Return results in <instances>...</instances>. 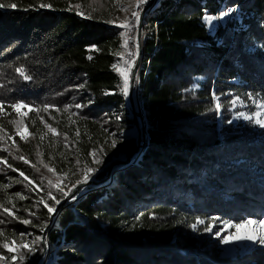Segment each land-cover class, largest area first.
<instances>
[{
	"label": "trees",
	"instance_id": "obj_1",
	"mask_svg": "<svg viewBox=\"0 0 264 264\" xmlns=\"http://www.w3.org/2000/svg\"><path fill=\"white\" fill-rule=\"evenodd\" d=\"M87 1L6 0L17 8L0 9V135L12 149L0 151V159L18 169L0 164V185H12L0 188V203L19 218L0 209V255L6 257L0 264H33L42 252L39 242L34 253L21 249L24 261L17 254L13 262L3 244L24 232L32 240L42 236L50 214L39 201L54 206L49 191L61 200L56 185L72 191L86 168L94 169L87 182L101 181L114 157L135 149L134 140L123 141L119 151L111 147L131 124L121 75L112 67L123 63L122 40L118 29L67 10L79 4L85 13ZM230 8L237 10L223 17L225 27L211 31L203 17ZM147 26L137 74L146 111L140 160L121 167L115 185L88 187L60 213L59 228L48 236L58 254L51 264H264V248L221 258L191 227L197 218L264 215V132L230 124L226 113L229 95L264 99V0H158ZM18 67L32 79L24 80ZM212 92L225 114L220 132ZM15 102L30 106L21 108L28 110L26 141L9 123L17 120ZM20 155L29 163L15 158ZM16 193L27 197L8 203Z\"/></svg>",
	"mask_w": 264,
	"mask_h": 264
},
{
	"label": "rangeland",
	"instance_id": "obj_2",
	"mask_svg": "<svg viewBox=\"0 0 264 264\" xmlns=\"http://www.w3.org/2000/svg\"><path fill=\"white\" fill-rule=\"evenodd\" d=\"M131 2H132V0H101L100 3L95 4V5H92L93 7H96L97 8V11L92 13V18H94V19H96V20L104 23L105 25H107L109 27L118 29L120 31V33L121 32H124L125 29L118 27L117 24H108V23H105L104 21L107 20V19H116V18H119L120 20H123L125 16H127L131 20L132 19V17H131V11H132V9L131 8H129V10L127 12H125V11H121L120 8L116 7L117 4H119L120 7H128ZM150 2H151V0H148V3H146L144 5H141L140 8L136 9L137 11L140 12V17H141V14H142L143 10L145 9V7ZM90 4H91V0H88L86 2V9H85V14L86 15L91 10L90 7H89ZM151 12H149L148 15L145 17L144 22H143L142 27H141V34H142L143 38L145 37V35H147V32H148L147 17H149V15L151 14ZM219 16H220V14H219ZM219 16L216 15L215 17H219ZM230 16H231V14L229 16H226V18H228ZM223 19L224 18L215 19V20H213L211 22V24L207 23L209 29L211 31H214V29H215L216 26H218L219 28L220 27L221 28L222 27H225ZM215 23H217V25ZM137 29H138V24H136L134 27H132L131 30L128 32V35H129L130 38H129L128 45H127L126 48L123 47V43H124L123 37H121V35L119 34L120 35V38L122 40V48H123L122 58H124V60H123V63L121 62V65L118 68L121 71L127 70L129 84H130V81L132 79V69H133V67L136 64V61H133V62H125V57L129 53V49H128L129 48L128 47L129 44L132 42V40H135L136 33H137ZM135 56H136V53H135ZM142 61H143V58H142ZM119 74H120V72H119ZM120 77L122 79V87H123V77L122 76H120ZM138 80H139V77H138V75H136L134 82H135V85H136L137 94L134 93V96H135L136 105L137 106L138 105L141 106V100L142 99H141V96H140V93H141L140 90H139L140 87L137 86ZM214 95H215V97H218L219 99L218 100L214 99L213 98ZM126 96L127 95H125V97ZM211 97H212V103L214 104V107H215V105L217 103H219L220 106H221L219 110H216V108H215V110H216V124H217V129L220 132V126H221V124L223 122V116L225 114L223 115V112H222V105H221L220 97L219 96H216L215 92H212ZM228 97H229V99L227 98L228 99V102H227L228 107L226 108L228 110V112H226V113H227V116H229L230 119H231V123L230 124H233V123H235V124L240 123L241 124V122H242V124L243 123H245V124H252L253 126H255V128L259 132H264V128H261L259 125H257V124L254 123V120L257 119V118L264 119V108H257L256 107V104L253 102L254 99H251L250 101H244L243 100V104H241L239 101H237L236 104H235V106H233L232 103H231V101L235 100L236 98H232V95H229ZM213 99H214V101H213ZM240 101H242V100H240ZM259 101H261V100H257V102H259ZM227 110H225V111H227ZM25 111H26L25 113L28 112V110H25ZM20 112H22L21 109H20ZM239 112H243L246 115H250V116L253 113L259 112L260 113V116L259 117H255L254 116L252 120H246V119H244L242 117L239 118V119H234L233 118L234 115L236 113H239ZM15 115H16L17 120H20L21 119V116L18 115L17 112H16ZM25 116H23L22 119L25 118ZM128 118H130V114L128 115ZM131 126H132V124L129 125V127H131ZM126 130L127 129H125L124 131H122L120 133L119 137L116 140V142H117L116 143V147L113 148L114 150L119 151L120 148H121L120 146H121L122 142L129 140V138L125 137V135H124V133H125ZM22 131H24V134L27 136V130L25 129L24 126L22 127ZM0 142H1L0 143V151L3 150V151H5V152H7V153L10 154L12 149L10 148V145L8 143H6V142H10V141H8L7 139H5V140L4 139H0ZM53 148L58 152V154L60 156H62V158L65 159V161H67V156L64 154V152H62V150L58 149L55 146H53ZM140 157H141V154H140V156L138 158H135V159L133 158L131 160V163H138V161L140 160ZM125 158H126V154L123 153V152H121L114 159L115 160H124ZM0 160H2V159H0ZM0 164L4 165L5 168H9L5 163H0ZM119 171L120 172L123 171V169L121 168V166H115L112 169L111 173L109 175L107 174L106 177L108 179L105 182H103V184H101V185H99L97 187L110 188L112 185H115V183H116V176H117V173ZM17 174H19V173L17 172ZM20 177H22V176H20ZM41 180H43L42 177H41ZM25 181L29 183L30 180H25ZM89 181L91 182L93 180H89ZM8 185L9 186H12L10 184H8ZM30 185L35 190H37L40 193H42V191L40 190V188L38 186H36L33 182ZM59 187L63 188L64 189V192L70 193V191L67 192L66 188H64L62 186H59ZM88 187H90V186H88ZM88 187L80 188L76 192L75 199L72 198V199H70L67 202L68 206L71 205L77 199L78 196H82L85 193H87V191H88L87 188ZM59 193H61V192L59 191ZM22 195L25 198L27 197L24 194H22ZM9 197L12 198V200H11L12 203L13 202H16L17 200H21L16 195H9ZM63 198H64V196H63ZM24 199H22V200H24ZM53 203H54V201H53ZM54 205H55V203H54ZM213 218H215V220ZM213 218L212 219L209 218L208 220H205L203 224H198L196 230H193V232H194L193 235L195 236V238L198 239L199 241H201L204 244V246H206V248H209V251H211L213 254H218L221 258H230V260H233L234 258L242 257V256H245V255H248V254L254 252L255 250L264 248V245H260L259 243H254V242L248 241V240H235V239H233L232 238V235L235 234L237 232V230L235 228H227L226 229L224 227V224H223V221H225V220L231 221L233 224L241 223L245 219L261 220V219H264V215H259V214L255 213L252 216H245V217H243V219L237 220V221H234V220L230 219V217H228V216L227 217L219 216V218H216V217H213ZM209 225H214V226L212 227L211 231H205L204 229L206 227H208ZM253 227H255V226L253 225V226H249L248 228H241L239 230V232H240V234H243L246 231H251ZM217 232L220 233L219 236L216 235ZM25 234H28V233H25ZM224 237H229L230 242L227 243V244L223 243L222 240H223ZM12 240H15L16 245L18 246L21 243H30L32 241V237H30V235H25L23 237H21V235H18L16 239H11V240H8V241H5V242H8L10 244V246H11V241ZM40 244H41V242H40ZM41 247H42V245H41ZM21 249L22 248L16 247L14 251H11L10 252V251H8V249H6V251H8L9 253L17 256V254L19 255L20 252L22 251ZM47 255L48 256H46V257L44 256V257L41 258V264H51V262L53 260L52 257L55 258V256H57L58 254H57L56 250L53 249Z\"/></svg>",
	"mask_w": 264,
	"mask_h": 264
},
{
	"label": "snow or ice",
	"instance_id": "obj_3",
	"mask_svg": "<svg viewBox=\"0 0 264 264\" xmlns=\"http://www.w3.org/2000/svg\"><path fill=\"white\" fill-rule=\"evenodd\" d=\"M101 0H91V4L89 5L90 7V11L87 13V18H92V13L93 12H96L97 11V8L96 7H93L92 5H95V4H98L100 3ZM148 3V0H132V2L129 4L128 7H120L119 4L116 5V7L120 8L121 11H125L127 12L129 10V8L132 9L131 11V17L132 19L130 20L127 16L124 17L123 20H120L119 18H116V19H107L105 20L104 22L105 23H108V24H117L118 27L120 28H123L125 29L124 32H121L120 35L121 37H123V47H127L128 45V41H129V35H128V32L131 30L132 27H134L136 24L139 23V20H140V12L137 11L136 9L140 8L141 5H144ZM52 5L50 4H44V3H41L39 5V7L41 8H50ZM3 8H11V9H16L17 8V4L16 3H11V2H6V0H0V9H3ZM76 10L77 11V14L78 15H85V13L82 11L81 9V5L77 4L75 6H69L67 10L69 11H72V10ZM237 9L236 8H230L228 9L227 11H223L221 12L220 16L219 17H214V16H210V15H205L203 17V19L211 24V22L215 19H220V18H223V17H226V16H229L230 13L232 12H235ZM117 55H119V53H117ZM91 58V57H89ZM112 67L114 69H116L117 71L120 72V75L123 77V87H122V92L124 93V95H127L128 93V87H129V79H128V72L127 70H124V71H121L117 65H112ZM15 71L24 79V80H31L32 77L28 74H26V70L25 68L23 67H18L15 69ZM84 85H79V87H83ZM107 94V93H106ZM214 99L218 100L219 98L218 97H213ZM248 98L249 99H253V96L251 93L248 94ZM239 101L241 104H243V101H240V98L239 97H236L235 100L231 101L232 105L235 106L236 102ZM255 104H256V107L257 108H264V99H262L261 101L257 102V101H253ZM11 109L15 112L18 113V115L21 116V119L20 120H11L9 121V123L13 124L16 126V134L20 136V139L21 140H27V136L24 134V131H22V127H23V119L22 117L27 115V113H22L20 112V109L21 108H29L30 106L27 105V104H24L22 102H15V103H12L10 105ZM49 107H51L50 105H45L44 108H43V111L47 112ZM68 107L70 106H66L64 111H68ZM76 108H80L82 107V105H75ZM220 104L217 103L215 105V108L216 110H219L220 109ZM37 111H39L37 109ZM0 114H5V105L3 103V101H0ZM74 115V113H73ZM259 117L260 116V113L259 112H256V113H253L251 116L250 115H246L245 113L243 112H239V113H236L234 115V119H239V118H244L246 120H252L253 117ZM41 120H43V118H41ZM229 123H231V121H229ZM254 123L259 125L261 128H264V119H260V118H257L254 120ZM45 127L48 128V130L52 133H56V129L51 127L50 125H47L45 124ZM4 129L3 127H0V133H3ZM77 135H79V132H77ZM0 139H4V136L3 135H0ZM41 139H43V137H41ZM116 140H113L112 141V144H111V147H116ZM39 155V153H38ZM93 157H95V151H93L92 153ZM16 159H19V160H23L24 163H29V161L27 159H25V157L23 155H20V156H17L15 157ZM94 163H100L99 160H96L94 159L93 161ZM0 163H5L7 164V160L6 159H2L0 160ZM41 163H43V161H41ZM9 168H12V165H7ZM33 168L36 169V171H39V168H36V165H32ZM43 167L46 168L49 172H54L55 169L50 167L48 164H43ZM13 171H18V169H15V168H12ZM94 169L92 168H86L84 170V179L83 181H77L76 183H74L72 185L73 188L76 187V184L78 183H81V182H87V179H88V176H89V173L93 172ZM19 175L22 176L24 178V180H29V178L27 176H25L24 172L23 171H20L19 172ZM17 183H20L21 181H16ZM32 182L29 181V184H31ZM48 183L50 185L53 184V181L51 179L48 180ZM9 187L8 184H5V185H0V188H3V189H7ZM27 187V185H26ZM57 187V190L60 191L64 197H67L68 193L64 192V189L59 187L58 185H56ZM48 197H50L54 203L56 205L60 204V200L57 199L53 193L51 191H49L47 193ZM16 196L19 197V199H24L25 197L21 194V193H16ZM73 199H75V196L72 197ZM11 200L12 198L11 197H8V203H11ZM39 203H43L44 204V207L47 208L49 214H52L56 211V208L52 205H49L47 202L44 201L43 197L41 198V200L39 201ZM12 207L14 208L15 205L13 204ZM0 209H3V212L6 213L7 215L9 216H12L14 219H19L18 217L15 216V214L12 212L11 208L9 207H6L4 203H0ZM32 215H35V213H32ZM215 220V218H213ZM22 223L24 224H29L31 223V221L25 219V220H22L21 221ZM5 223L4 220H0V224H3ZM204 223V220L202 219H199L197 218V223L195 224H192L191 227L193 228V230H196L197 228V224H203ZM223 224H224V227L227 229V228H235L237 230V232L235 234L232 235V238L235 239V240H248V241H252L254 243H259L260 245H264V219H261V220H252V219H245L243 220L241 223H236V224H233L231 221H228V220H225L223 221ZM255 226L252 228L251 231H246L245 233L243 234H240L239 230L241 228H248L249 226ZM214 225H209L208 227H206L204 230L205 231H211L212 227ZM41 232L44 231V228L42 227L41 229ZM4 233H3V230H0V236H3ZM21 237L25 236V235H30V234H25V233H21L20 234ZM217 236L220 235L219 232L216 233ZM45 240V238L43 236H37L35 237L34 240H32L30 243H21L20 245H16V242L15 240H12L11 241V246L8 242H5L3 244V247L8 249V251H14L16 247H19V248H22V249H25L27 251V253H34L36 251V248L34 247L35 245H37L39 242ZM223 243L227 244L230 242L229 240V237H224L223 240H222ZM6 259L5 256L3 255H0V261H4ZM25 259V254L22 253L19 255V260L22 262L24 261ZM11 260L12 261H16L17 260V256L16 255H13L11 257Z\"/></svg>",
	"mask_w": 264,
	"mask_h": 264
},
{
	"label": "water",
	"instance_id": "obj_4",
	"mask_svg": "<svg viewBox=\"0 0 264 264\" xmlns=\"http://www.w3.org/2000/svg\"><path fill=\"white\" fill-rule=\"evenodd\" d=\"M158 0H151V2L145 7V9L143 10L139 23H138V29H137V33H136V37H135V41L138 45V51H137V60H136V64L134 66V68L132 69V79L131 82L129 84L128 87V93L126 96V109L128 111V113L130 114V120H131V124L132 126L135 127L136 131H137V137H131L129 138V140H134L135 142V149L132 152H128L125 153L126 154V158L124 160H115L109 165L108 168V175L111 173L112 169L115 166H127L131 163V160L134 158H138L141 154V151L143 150V148L145 147V131H144V121H145V117H146V111L144 109V105H143V99L141 96V124L142 127H139V119L137 114L132 113L134 108H135V97H134V93H133V88H134V80H135V74L138 73L140 66L142 64V58H143V53H144V48H143V36L141 34V27L142 24L144 22L145 17L148 15L149 12H151ZM124 153V152H123ZM117 157V156H116ZM115 158V157H114ZM108 178L106 177L105 179L101 180V181H89L86 183H81L78 186H76L72 191H70V193H68L67 197H64L62 200H60V204L58 205H54V207L56 208V211L52 214H50L49 216V221L48 223L45 225L44 227V231L42 232V236L45 238V240L41 241V245H42V252L41 254L36 257L35 261L33 262V264H40L41 262V258L42 257H46L48 256L47 254L50 253V251L53 249L51 248V244L48 240V236L51 233V231L53 229H58L59 227L57 226V219L60 215V213L62 212L63 209H65L68 204L67 202L72 199L73 196L76 195V192L83 187H88V186H94L97 187L101 184H103V182H105ZM184 253H188L187 249H183L181 250ZM46 254V255H45Z\"/></svg>",
	"mask_w": 264,
	"mask_h": 264
},
{
	"label": "bare ground",
	"instance_id": "obj_5",
	"mask_svg": "<svg viewBox=\"0 0 264 264\" xmlns=\"http://www.w3.org/2000/svg\"><path fill=\"white\" fill-rule=\"evenodd\" d=\"M137 47H138V45H137ZM144 54V53H143ZM127 58H126V60H125V62H127V59H128V54H127V56H126ZM136 59H137V57H136ZM138 74V73H137ZM137 74H135V76L137 75ZM134 76V77H135ZM135 81V80H134ZM131 82V81H130ZM139 80H138V83H137V86H139ZM139 90H140V88H139ZM136 91V85H135V82H134V88H133V93H136L137 94V91ZM141 91V90H140ZM134 95V94H133ZM140 95H141V93H140ZM135 97V96H134ZM213 101H214V99H213ZM132 113H135V114H137V116H138V119H139V127L141 128L142 127V124H141V122H142V120H141V106H137L136 104H135V108H134V110H133V112H131V114ZM124 135H125V137H127V138H131V137H137V131H136V129H135V127L134 126H131V127H129V128H127V130L125 131V133H124ZM57 226H58V223H57ZM59 227V226H58ZM51 248H53L54 250H56L55 249V247L53 246V245H51ZM52 249V250H53ZM40 264H41V262H40Z\"/></svg>",
	"mask_w": 264,
	"mask_h": 264
},
{
	"label": "built area",
	"instance_id": "obj_6",
	"mask_svg": "<svg viewBox=\"0 0 264 264\" xmlns=\"http://www.w3.org/2000/svg\"><path fill=\"white\" fill-rule=\"evenodd\" d=\"M137 51H138V47H137V43L134 40L131 44H130V49H129V53H128V59L127 62H133L136 61V57H137ZM136 53V56H135ZM134 68V67H133Z\"/></svg>",
	"mask_w": 264,
	"mask_h": 264
}]
</instances>
